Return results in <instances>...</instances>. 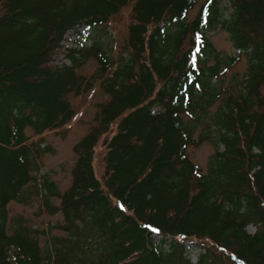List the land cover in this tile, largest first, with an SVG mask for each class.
Returning a JSON list of instances; mask_svg holds the SVG:
<instances>
[{"label":"trees","instance_id":"16d2710c","mask_svg":"<svg viewBox=\"0 0 264 264\" xmlns=\"http://www.w3.org/2000/svg\"><path fill=\"white\" fill-rule=\"evenodd\" d=\"M229 1L224 19L220 0L192 17L198 0H0V264H194L185 241L195 264H264V0ZM83 26L91 46L54 65ZM219 26L248 62L227 87L238 60L203 35ZM98 93L70 187L42 179L44 209L62 218L43 248L9 206L30 202L45 136ZM206 142L204 172L189 150Z\"/></svg>","mask_w":264,"mask_h":264},{"label":"rangeland","instance_id":"374dc122","mask_svg":"<svg viewBox=\"0 0 264 264\" xmlns=\"http://www.w3.org/2000/svg\"><path fill=\"white\" fill-rule=\"evenodd\" d=\"M204 1L205 0H198V6L196 10L191 13V17L195 15L199 5ZM220 7L223 10V15L226 16L228 10H230L228 1L221 0ZM114 25L116 26L117 23ZM110 35L111 39H119L117 30L113 28H111ZM207 35L215 49L223 56H237V51L233 49L229 35L222 29H212L208 31ZM94 36L95 33L91 32L86 27H82L77 31L69 32L63 46L67 49L88 47ZM66 53L67 52L64 51L63 54L56 55L54 57V64L59 66L68 64L69 61L65 57ZM91 67L92 63L87 67L86 71ZM247 68L248 62L246 57L240 55L234 67L228 70L223 76V86L227 87L234 77H237L238 81L241 80ZM262 94L264 95V86L262 88ZM104 97L102 93H98L91 102L87 103L84 106L81 117L78 118L70 130L59 133H49L45 136L46 144L50 150L44 155L42 170L44 174H48L51 181L56 183L61 192L67 190L71 185V169L76 161L73 148L88 132L97 112V105L104 100ZM216 109L217 105L212 108V112L216 111ZM156 110L157 109H155V111ZM214 153V145L208 142L204 143L199 148H191L189 150L192 162L201 166L204 172L208 170V163ZM96 167L100 174L102 166L99 163ZM27 193L30 195V202L28 204L12 203L9 206L10 219L17 220L21 218L25 220L26 224L30 227L38 228L39 234L37 236L39 243L43 248H46L47 245L51 243L52 236L61 235L60 231L55 228V224L62 222V218L59 214L50 216L49 213H47L48 211L44 209V196H42V193L37 187H29ZM54 204L57 205L58 202H54ZM248 231L252 234L255 233L253 227H249ZM185 245L192 263H196L200 250L192 246L189 241H185Z\"/></svg>","mask_w":264,"mask_h":264},{"label":"snow or ice","instance_id":"6c2138e0","mask_svg":"<svg viewBox=\"0 0 264 264\" xmlns=\"http://www.w3.org/2000/svg\"><path fill=\"white\" fill-rule=\"evenodd\" d=\"M121 207H123V206L121 205Z\"/></svg>","mask_w":264,"mask_h":264}]
</instances>
